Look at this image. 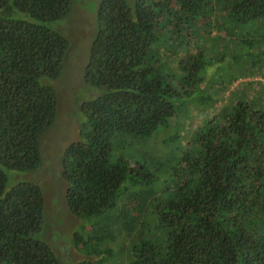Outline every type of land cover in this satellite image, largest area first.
I'll return each mask as SVG.
<instances>
[{
    "label": "trees",
    "instance_id": "obj_1",
    "mask_svg": "<svg viewBox=\"0 0 264 264\" xmlns=\"http://www.w3.org/2000/svg\"><path fill=\"white\" fill-rule=\"evenodd\" d=\"M72 3L0 0V264H60L42 189L7 172L41 162ZM95 21L60 155L79 264H264V0H99Z\"/></svg>",
    "mask_w": 264,
    "mask_h": 264
},
{
    "label": "rangeland",
    "instance_id": "obj_2",
    "mask_svg": "<svg viewBox=\"0 0 264 264\" xmlns=\"http://www.w3.org/2000/svg\"><path fill=\"white\" fill-rule=\"evenodd\" d=\"M98 2L99 0H73L66 17L50 24L68 40L62 70L52 81L57 97L56 115L53 123L41 136L42 159L39 166L31 171L7 172L8 184L29 181L42 189L44 217L37 237L51 246L60 264H79L85 259L71 241L74 231L83 232V225L69 211L65 202L67 185L62 177L60 155L66 145L78 137L80 103L97 93L85 82L84 70L97 30L95 6ZM253 79L259 78L244 79L242 82ZM236 84L240 83L237 81L235 86ZM173 122L174 120L171 124Z\"/></svg>",
    "mask_w": 264,
    "mask_h": 264
}]
</instances>
